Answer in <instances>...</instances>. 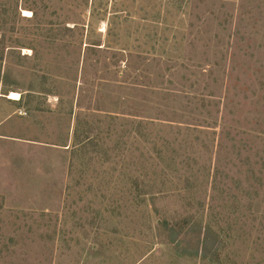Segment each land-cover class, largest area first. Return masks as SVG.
Masks as SVG:
<instances>
[{
  "label": "rangeland",
  "instance_id": "rangeland-1",
  "mask_svg": "<svg viewBox=\"0 0 264 264\" xmlns=\"http://www.w3.org/2000/svg\"><path fill=\"white\" fill-rule=\"evenodd\" d=\"M0 264H264V0H0Z\"/></svg>",
  "mask_w": 264,
  "mask_h": 264
},
{
  "label": "trees",
  "instance_id": "trees-1",
  "mask_svg": "<svg viewBox=\"0 0 264 264\" xmlns=\"http://www.w3.org/2000/svg\"><path fill=\"white\" fill-rule=\"evenodd\" d=\"M7 77L8 76L5 75L4 80ZM9 101H12L14 104L19 106L22 104V99L20 101ZM183 222L188 223V217H186ZM177 225L178 224L169 222L167 219L159 220L156 230L160 243H172L177 249L184 251L183 253L193 251L195 254H198L199 251L204 252V250H206L207 247L212 243L210 240L211 237L209 234V228L206 229L199 227L198 232L193 233V231L189 228H186V226L176 228L175 226Z\"/></svg>",
  "mask_w": 264,
  "mask_h": 264
},
{
  "label": "bare ground",
  "instance_id": "bare-ground-1",
  "mask_svg": "<svg viewBox=\"0 0 264 264\" xmlns=\"http://www.w3.org/2000/svg\"><path fill=\"white\" fill-rule=\"evenodd\" d=\"M12 97L15 99V98L18 97V94H16V93H12Z\"/></svg>",
  "mask_w": 264,
  "mask_h": 264
}]
</instances>
